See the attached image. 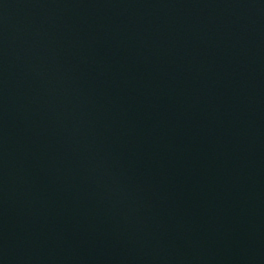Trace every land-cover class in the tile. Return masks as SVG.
Masks as SVG:
<instances>
[{
	"label": "water",
	"instance_id": "water-1",
	"mask_svg": "<svg viewBox=\"0 0 264 264\" xmlns=\"http://www.w3.org/2000/svg\"><path fill=\"white\" fill-rule=\"evenodd\" d=\"M0 264H264V0H0Z\"/></svg>",
	"mask_w": 264,
	"mask_h": 264
}]
</instances>
